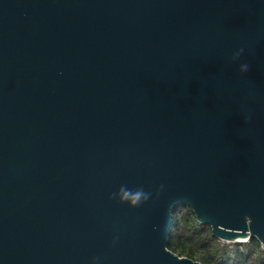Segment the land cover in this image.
<instances>
[{"label":"water","instance_id":"obj_1","mask_svg":"<svg viewBox=\"0 0 264 264\" xmlns=\"http://www.w3.org/2000/svg\"><path fill=\"white\" fill-rule=\"evenodd\" d=\"M179 206L264 245V0H0V264H200Z\"/></svg>","mask_w":264,"mask_h":264},{"label":"trees","instance_id":"obj_2","mask_svg":"<svg viewBox=\"0 0 264 264\" xmlns=\"http://www.w3.org/2000/svg\"><path fill=\"white\" fill-rule=\"evenodd\" d=\"M167 248L200 264H264V250L255 238L225 242L215 238L209 226L199 224L187 206L172 216Z\"/></svg>","mask_w":264,"mask_h":264},{"label":"clouds","instance_id":"obj_3","mask_svg":"<svg viewBox=\"0 0 264 264\" xmlns=\"http://www.w3.org/2000/svg\"><path fill=\"white\" fill-rule=\"evenodd\" d=\"M246 69H247V65H241V67H240L241 71H246Z\"/></svg>","mask_w":264,"mask_h":264},{"label":"built area","instance_id":"obj_4","mask_svg":"<svg viewBox=\"0 0 264 264\" xmlns=\"http://www.w3.org/2000/svg\"><path fill=\"white\" fill-rule=\"evenodd\" d=\"M261 247H262V249L264 250V245H263V244H261Z\"/></svg>","mask_w":264,"mask_h":264}]
</instances>
